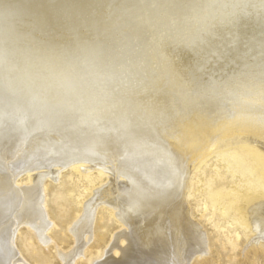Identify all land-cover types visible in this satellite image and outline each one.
Masks as SVG:
<instances>
[{
    "label": "bare ground",
    "instance_id": "1",
    "mask_svg": "<svg viewBox=\"0 0 264 264\" xmlns=\"http://www.w3.org/2000/svg\"><path fill=\"white\" fill-rule=\"evenodd\" d=\"M28 4L43 8H27ZM5 7L14 11L16 24L21 20L33 30L22 31L19 42L24 44L18 43L22 49L53 55L67 50L65 46L70 54L92 49L108 63L124 61L173 75L167 92L160 93L166 113L157 108L149 115L133 112L111 123L85 122L87 132L103 137L101 150L107 154H90L73 145L67 150L64 142L52 143L46 154L38 141L35 157L24 168L30 171L28 182L34 180L33 170L53 165L48 172L56 174L53 167L62 161L82 175L95 166L104 169L107 182L79 204L86 213L99 205L118 207L136 240L150 245V258L145 256L149 262H135L136 258L129 264H190L206 244L197 246L190 237L180 240L181 206L208 167L197 204L200 216L215 223L213 215L218 212L246 240L264 239V0H211L209 4L207 0H7ZM202 8L212 14L203 18L206 21H193L200 20L197 16L202 15ZM171 63L184 67L176 71ZM119 141L128 147V157L115 165L112 158ZM43 175L39 172L40 179ZM118 176L133 185L130 196H141L134 204L118 192L113 183ZM192 176L196 178L193 182ZM40 179L29 189L34 191L29 194L34 201L29 207L31 219L21 221L19 214L6 220L5 264L20 259L13 242L16 224H35L33 219L41 218L40 238L52 226L44 219ZM214 226L225 232L218 224ZM89 233L90 228L84 227L63 264H74L83 255ZM225 235L229 241L239 237L236 232ZM257 251L262 250H252L254 255ZM127 252L123 244H108L101 252L104 260L92 264H115L113 258Z\"/></svg>",
    "mask_w": 264,
    "mask_h": 264
},
{
    "label": "rangeland",
    "instance_id": "2",
    "mask_svg": "<svg viewBox=\"0 0 264 264\" xmlns=\"http://www.w3.org/2000/svg\"><path fill=\"white\" fill-rule=\"evenodd\" d=\"M210 1L207 0V3L209 4ZM214 3L216 5L217 2ZM28 6L43 8L31 4L26 7L29 8ZM26 7L22 6V8ZM205 8L200 11L202 15L197 16L200 20L193 21H206L203 18L210 16L212 11ZM228 14L231 17H236L233 13ZM250 20H247L246 23H250ZM17 21L18 28L15 30V37L19 39L15 38L17 40L15 41L18 44L21 42L20 36L24 34L22 31L33 30L29 25L23 24V21ZM21 45L20 48H22ZM65 47L67 50H63L60 55L70 54V48ZM119 62L121 61H109L112 67L117 70L118 79L111 86L106 102L90 112L68 111L51 117H39L26 108L13 103L11 97L7 95L0 98V222L5 221L0 225V247L2 243L0 264H5L7 261L3 241L6 220H13L12 215L19 214L24 219L21 221L26 222L25 219H31L32 210L29 207L33 205L34 201H32L33 199L29 200L32 197L29 194L34 191L30 192L29 189L35 186L36 181L40 179L39 172L42 171L44 173L40 179L44 201L42 211L44 219L51 222L52 226L40 238L38 233H40L41 218H34L35 224H16L18 231L13 242L20 253V259L14 264H63L64 255L75 247L76 240L80 237L84 227H89L90 233L82 251L83 255L76 259L74 264H92L97 260L103 261L104 256H101V252L108 244L112 243L120 247L123 244L129 250L124 257L120 255L119 258H113L115 264H119V262L129 264L136 258L135 262H149L146 259L150 258L148 256L150 245H141L136 240L133 230L125 223L118 207L106 209L99 205L94 209V212L86 213L79 204L94 188L105 183L107 174L104 169H98L95 166L82 175L72 165H63L62 161L61 166L53 167L57 170L56 174L48 172L53 165L49 168L33 170L35 177L32 182H28L30 171L24 169L26 164H29L35 157L38 141H41L40 148L44 149V153L49 151V145L52 143L58 145L60 142L65 143L62 146L66 145L67 150H70L73 145L83 151L88 149L90 154L108 152L101 150L104 141L101 138L103 137H96L93 131L87 132L86 128L88 127H85V122L100 120L111 123L116 118L120 119L126 114H133V112L149 115L157 108H160L162 113H166L165 108L162 107L161 98L164 96L163 92H167L166 86L172 85L171 76L173 75L162 74L154 67L150 69L147 66L137 67L135 64H128V62L122 61V64ZM157 62L155 61V63ZM170 66L176 67V71L184 67L183 63L178 67L172 63ZM180 74L181 72H178V75ZM117 93H124L125 96L117 97ZM120 127L122 126L120 125ZM109 145L107 144V146ZM98 147L100 148L98 149ZM127 149L128 147L123 142L117 143L115 155L112 158L115 165L119 160L127 159ZM51 155L49 156L50 160H52ZM17 167H23L19 173L15 172ZM208 175V167H206L205 171L199 174L197 178L199 181L191 186V196L187 197L181 206L180 240L185 242V239L190 237L193 242L197 241V246L202 243L206 244L205 249H200L195 253L190 264H264L263 236L258 237L257 241L256 239L254 241L246 240L239 228H235V224H227V219H222L218 212L213 215L215 223L200 216V205L197 204L202 198L200 189L204 187L203 182L208 178ZM115 179L113 183L117 184L118 192L122 193V196L126 194L123 197L129 204H134L141 198L140 195L130 196L131 192L130 195L128 194L129 190L132 191L133 185L128 184L126 177L118 176ZM194 180L196 178L192 176L191 181ZM206 212L208 213V211ZM207 213L206 215L210 216ZM214 224H218L225 232H221L220 228ZM235 232L239 233V237H232L233 241H229L225 234ZM253 236L257 238L255 234ZM233 245L237 246L233 247ZM254 248L262 251H257L258 253L254 255L252 252ZM119 254H121L120 250ZM128 256L129 258H127Z\"/></svg>",
    "mask_w": 264,
    "mask_h": 264
},
{
    "label": "clouds",
    "instance_id": "3",
    "mask_svg": "<svg viewBox=\"0 0 264 264\" xmlns=\"http://www.w3.org/2000/svg\"><path fill=\"white\" fill-rule=\"evenodd\" d=\"M0 0V98L39 117L102 106L118 79L117 70L92 49L53 55L22 49L15 41L16 17Z\"/></svg>",
    "mask_w": 264,
    "mask_h": 264
}]
</instances>
